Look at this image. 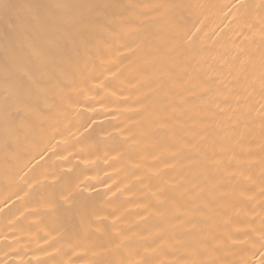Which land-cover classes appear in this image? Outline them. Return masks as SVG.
<instances>
[{
	"label": "bare ground",
	"instance_id": "bare-ground-1",
	"mask_svg": "<svg viewBox=\"0 0 264 264\" xmlns=\"http://www.w3.org/2000/svg\"><path fill=\"white\" fill-rule=\"evenodd\" d=\"M0 264H264V0H8Z\"/></svg>",
	"mask_w": 264,
	"mask_h": 264
},
{
	"label": "snow or ice",
	"instance_id": "snow-or-ice-1",
	"mask_svg": "<svg viewBox=\"0 0 264 264\" xmlns=\"http://www.w3.org/2000/svg\"><path fill=\"white\" fill-rule=\"evenodd\" d=\"M39 5H16L8 2V0H0V12L3 14V19L8 27L13 31H19L27 23V17L21 14L19 9H29L31 18L35 19L38 15ZM264 250V247H262Z\"/></svg>",
	"mask_w": 264,
	"mask_h": 264
}]
</instances>
